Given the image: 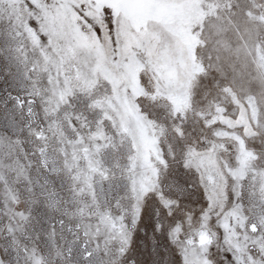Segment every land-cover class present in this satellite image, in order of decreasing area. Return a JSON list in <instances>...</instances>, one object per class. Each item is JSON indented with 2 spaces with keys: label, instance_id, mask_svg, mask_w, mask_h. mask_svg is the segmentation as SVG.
<instances>
[{
  "label": "snow or ice",
  "instance_id": "obj_1",
  "mask_svg": "<svg viewBox=\"0 0 264 264\" xmlns=\"http://www.w3.org/2000/svg\"><path fill=\"white\" fill-rule=\"evenodd\" d=\"M0 264H264V0H0Z\"/></svg>",
  "mask_w": 264,
  "mask_h": 264
}]
</instances>
